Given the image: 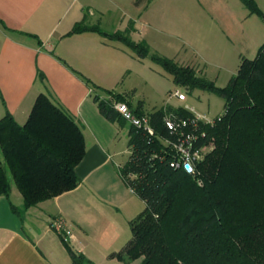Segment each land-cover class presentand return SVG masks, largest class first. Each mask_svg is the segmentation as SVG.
Instances as JSON below:
<instances>
[{
	"label": "trees",
	"instance_id": "obj_1",
	"mask_svg": "<svg viewBox=\"0 0 264 264\" xmlns=\"http://www.w3.org/2000/svg\"><path fill=\"white\" fill-rule=\"evenodd\" d=\"M241 1L264 21L255 0ZM84 31L121 40L139 58L150 54L145 40L87 26L84 20L69 33ZM151 58L173 75L175 83L221 95L225 112L213 124L201 126L206 135L198 144H208L209 149L196 171L189 173L171 166L174 151L169 141L174 135L165 125L168 115L191 118L188 108L168 105L147 113L142 102L133 108L129 95L109 91L137 115L149 117L154 129L149 134L122 118L111 100L93 94L107 119L129 125V155L118 171L146 204L130 221L132 238L112 257L124 262L140 259L139 264H264V43L254 58L242 57L225 87L198 75L190 65L157 53ZM85 153L82 127L41 93L24 124L10 113L0 119V196L11 191L8 170L23 196L24 210L75 189L81 182L76 167ZM60 237L73 263L82 264L84 254Z\"/></svg>",
	"mask_w": 264,
	"mask_h": 264
},
{
	"label": "crops",
	"instance_id": "obj_2",
	"mask_svg": "<svg viewBox=\"0 0 264 264\" xmlns=\"http://www.w3.org/2000/svg\"><path fill=\"white\" fill-rule=\"evenodd\" d=\"M151 1L0 0V119L10 113L24 124L44 93L75 118L86 142L85 156L76 167L81 182L75 189L23 214L11 207H23L18 188L11 184L9 196H0V264H74L52 227L58 217L71 227L68 243L84 254L82 264H103L109 254L94 233L108 224L126 230L142 210L143 200L122 179L118 167L123 163L115 160L113 151L125 135L124 126L107 119L93 99V83L101 82L94 70L99 59L104 54L123 58L125 50L96 31L69 32L85 16L99 22L103 31L102 23L126 21L136 29ZM172 3L177 6L182 0Z\"/></svg>",
	"mask_w": 264,
	"mask_h": 264
},
{
	"label": "rangeland",
	"instance_id": "obj_3",
	"mask_svg": "<svg viewBox=\"0 0 264 264\" xmlns=\"http://www.w3.org/2000/svg\"><path fill=\"white\" fill-rule=\"evenodd\" d=\"M255 1L264 11V0ZM83 20L87 26L99 27V22L94 23L86 16ZM141 20L136 22V29L128 21L125 24H101L104 30L111 33L118 32L136 42L145 40L149 44L150 54L139 58L123 41L106 37L114 46L125 50L126 55L112 59L104 54L94 67L101 82L94 83L93 88L95 93L114 104L121 101H116L109 91L127 94L133 108L142 102L147 113L168 105L181 106L193 108L195 113L214 120L225 112V99L221 95L175 83L173 75L151 58L152 53L174 59L182 65H190L198 75L207 77L219 87H225L237 73L242 57L254 58L264 43L262 17L251 13L241 0H182L177 6L172 0H152ZM115 27L119 30L115 31ZM176 90L184 93L186 100L175 96ZM128 127L127 124L124 126L125 135L116 141L113 148L119 164L124 163L129 155ZM8 177L17 188L9 170ZM142 202L140 212L146 207ZM19 209L23 214V207ZM94 235L104 245V252L109 254V260L106 259L103 264L140 263V259L121 263L112 257V254L125 248L127 244L121 250L117 249L127 236L132 238L130 225L125 230L108 224L101 233Z\"/></svg>",
	"mask_w": 264,
	"mask_h": 264
},
{
	"label": "built area",
	"instance_id": "obj_4",
	"mask_svg": "<svg viewBox=\"0 0 264 264\" xmlns=\"http://www.w3.org/2000/svg\"><path fill=\"white\" fill-rule=\"evenodd\" d=\"M174 95L180 100H186V95L179 90H176ZM114 107L129 124L141 127L149 134H154V129L147 115H137L134 109L125 102L116 103ZM189 110L193 114L191 118H177L168 115L165 118V125L174 135V139L169 141L174 151L171 166L175 169H183L186 172L194 173L197 163L204 158L209 149L208 144H198L200 139L206 135L201 126L203 124H213L214 120L206 119L203 115L195 113L193 108ZM52 227L66 241L72 237L71 227L64 218L54 219Z\"/></svg>",
	"mask_w": 264,
	"mask_h": 264
}]
</instances>
